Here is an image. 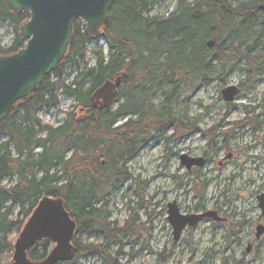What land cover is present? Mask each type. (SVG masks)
Returning <instances> with one entry per match:
<instances>
[{
	"label": "trees",
	"instance_id": "obj_1",
	"mask_svg": "<svg viewBox=\"0 0 264 264\" xmlns=\"http://www.w3.org/2000/svg\"><path fill=\"white\" fill-rule=\"evenodd\" d=\"M145 3L114 2L104 30L114 52L107 59L102 51L93 52L94 68L88 69L85 63L86 45L92 38L77 20L62 67L44 79L30 102L0 123V260L7 250L14 252L10 236L23 230L44 197H52L64 200L77 233H81L73 241L76 258L96 251L103 264H118L108 245L88 244L83 238L98 232L112 243L121 232L133 229V222L116 228L105 213L108 192L118 190L126 180L125 166L153 134L165 133L170 127L176 136L195 131L176 115L182 92L223 80L243 63L248 77L263 67L264 11L260 7L264 0H197L194 6L181 1L174 13L161 19L147 18ZM194 9L204 13L201 20L193 19ZM29 19V13L14 14L0 0V22H8L14 29L11 45L0 47V55L11 56L25 48L27 41L20 31ZM209 40L216 43L213 49L206 47ZM65 65L77 73L71 84L65 81ZM119 75L123 82L116 102L122 103L115 111L105 110L97 119L82 123L68 113L58 127L39 120L40 110L59 106L60 95L72 97L75 107H90L92 94ZM166 90L172 97L164 95L158 103L154 95ZM124 119L125 124L115 128ZM121 129L125 133L119 135ZM11 180L15 184L7 186ZM48 253L47 245L40 241L29 258L40 262Z\"/></svg>",
	"mask_w": 264,
	"mask_h": 264
},
{
	"label": "rangeland",
	"instance_id": "obj_2",
	"mask_svg": "<svg viewBox=\"0 0 264 264\" xmlns=\"http://www.w3.org/2000/svg\"><path fill=\"white\" fill-rule=\"evenodd\" d=\"M181 1L194 6L197 0H146L145 16L166 18ZM253 1L258 0H248ZM13 38V27L0 22V47L8 48ZM86 48L88 69L96 65L93 52L102 51L105 59L114 52L104 37L92 38ZM63 73L67 84L77 74L68 65L63 67ZM51 79L57 81L55 76ZM222 79L182 92L176 115L194 126L195 131L176 136L170 127L165 133L153 134L125 166L124 184L108 192L110 197L104 203L108 222L118 229L133 222V229L121 232L112 243L98 232L84 237V242L108 245L118 264H264V234L256 237V228H264L258 200L264 195V65L248 77L243 63ZM232 86L238 88V96L233 102H226L222 91ZM85 88H89L88 83ZM164 95L172 97L166 90L153 98L159 103ZM59 100L58 107L38 112L44 125L58 127L68 113L75 119L85 116L80 107H75L72 97L60 95ZM121 103L115 102L111 111ZM126 121L120 120L116 125L122 127ZM183 156L203 159L205 164L189 171L182 165ZM14 184L13 180L6 182L7 186ZM173 203L181 215L214 212L221 221L205 219L194 228L188 227L175 241L168 221V205ZM17 215L18 210L14 218ZM20 233L10 236L13 247ZM80 234L76 232L75 238ZM41 242L49 253L56 246L48 239ZM13 254L4 252L0 264H11L12 259H8ZM103 261L98 252L87 251L75 256L70 264Z\"/></svg>",
	"mask_w": 264,
	"mask_h": 264
},
{
	"label": "water",
	"instance_id": "obj_3",
	"mask_svg": "<svg viewBox=\"0 0 264 264\" xmlns=\"http://www.w3.org/2000/svg\"><path fill=\"white\" fill-rule=\"evenodd\" d=\"M116 0H4L14 14L27 12L29 21L21 27V36L27 43L24 49L11 56L0 55V123L20 105L30 102L32 95L44 79L62 67L73 41V26L77 20L85 25L86 33L95 39L104 37L109 12ZM264 11V5L260 7ZM204 13L194 9L192 17L201 20ZM213 40L206 42L213 49ZM123 77L106 81L93 95L94 107L108 108L119 95ZM239 90L232 86L222 91L226 102H233ZM88 114L82 119L90 118ZM81 119V120H82ZM123 133V132H121ZM182 165L190 171L202 167L203 159L183 156ZM264 216V195L258 198ZM221 221L217 214L208 212L198 216L181 215L177 204L168 205V221L173 227L175 241H179L184 230L194 228L204 219ZM77 232L76 222L66 211L61 198L44 197L25 225L14 246L12 264H64L71 263L76 256L73 240ZM264 234V228H256V237ZM51 240L55 248L45 260H30L29 252L42 240Z\"/></svg>",
	"mask_w": 264,
	"mask_h": 264
},
{
	"label": "flooded vegetation",
	"instance_id": "obj_4",
	"mask_svg": "<svg viewBox=\"0 0 264 264\" xmlns=\"http://www.w3.org/2000/svg\"><path fill=\"white\" fill-rule=\"evenodd\" d=\"M121 87V86H120ZM120 87H119V95H120ZM98 90V89H97ZM96 90V91H97ZM95 91V92H96ZM94 92V93H95ZM93 93V94H94ZM92 94V95H93ZM119 95H118V97H119ZM91 104H90V107H88V108H83V107H80L79 109H80V112L81 113H83V114H85V116L86 115H88V114H90L91 115V117L90 118H87V119H82V117H84V116H81L80 118H76V121L78 122V123H82V122H87V121H91L92 119H97L99 116H100V114L103 112V111H105V110H111V107H112V105L110 106V107H108V108H103V109H99L100 107H94V104H93V102H92V96H91ZM117 100H118V98H117ZM116 100V101H117ZM82 119V120H81ZM65 122V121H64ZM64 124V123H63ZM115 128H119V126H115ZM121 132H123V133H121ZM125 133V130L124 129H121L120 131H119V135H121V134H124ZM208 219V218H207ZM205 220V219H204ZM221 220V219H220ZM187 229V228H186ZM185 229V230H186ZM184 230V231H185ZM183 234V233H182Z\"/></svg>",
	"mask_w": 264,
	"mask_h": 264
}]
</instances>
